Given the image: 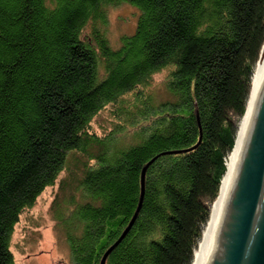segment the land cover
<instances>
[{"label":"trees","instance_id":"1","mask_svg":"<svg viewBox=\"0 0 264 264\" xmlns=\"http://www.w3.org/2000/svg\"><path fill=\"white\" fill-rule=\"evenodd\" d=\"M123 5L136 24L114 46L107 12ZM263 43L264 0H0V264L58 179L50 211L70 264H99L143 167L170 152L146 170L106 264H191Z\"/></svg>","mask_w":264,"mask_h":264},{"label":"water","instance_id":"2","mask_svg":"<svg viewBox=\"0 0 264 264\" xmlns=\"http://www.w3.org/2000/svg\"><path fill=\"white\" fill-rule=\"evenodd\" d=\"M200 142L201 134L198 143L190 150ZM179 153L160 154L143 167L139 201L134 214L118 240L103 254L99 264H106L110 253L134 225L142 207L148 167L161 156ZM200 264H264V57L222 207Z\"/></svg>","mask_w":264,"mask_h":264},{"label":"rangeland","instance_id":"3","mask_svg":"<svg viewBox=\"0 0 264 264\" xmlns=\"http://www.w3.org/2000/svg\"><path fill=\"white\" fill-rule=\"evenodd\" d=\"M136 16L137 11L128 5L108 10L106 32L114 46H117L121 36L133 33ZM162 83V76L153 80L152 89L159 99L164 94ZM92 128L100 135L111 128L109 114L104 111L97 115ZM58 180L53 187L45 189L33 207L21 214L15 225L10 243L14 264H70L64 234L50 211L58 192Z\"/></svg>","mask_w":264,"mask_h":264},{"label":"bare ground","instance_id":"4","mask_svg":"<svg viewBox=\"0 0 264 264\" xmlns=\"http://www.w3.org/2000/svg\"><path fill=\"white\" fill-rule=\"evenodd\" d=\"M263 57H264V43H263V48L261 51V57H260L259 61L256 63V66H255V69H254V72H253V75L251 78L249 97H248V100L246 103L245 112H244L243 116L241 117L239 124H238V127H237L234 146H233L232 151L229 153V155L227 156V159H226V171H225V174H224V176L220 182L218 196L210 207L209 217H208L207 223L205 224V226L203 228L202 235H201V238L198 242V245L194 251L191 264H200L203 253H204L206 245H207V242L209 240L211 231L213 229L214 223H215L217 216L220 212V209L222 207V203H223V200L225 197L226 188H227V184L229 182L232 166L234 164V161L236 159V156L238 154V151H239V148L241 145V141H242V137L244 134L245 125H246V121H247L249 106H250V103L252 100L255 84H256L257 77H258V74H259V71H260V68L262 65Z\"/></svg>","mask_w":264,"mask_h":264},{"label":"clouds","instance_id":"5","mask_svg":"<svg viewBox=\"0 0 264 264\" xmlns=\"http://www.w3.org/2000/svg\"><path fill=\"white\" fill-rule=\"evenodd\" d=\"M263 47V46H262ZM262 49V48H261Z\"/></svg>","mask_w":264,"mask_h":264}]
</instances>
